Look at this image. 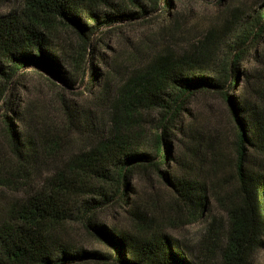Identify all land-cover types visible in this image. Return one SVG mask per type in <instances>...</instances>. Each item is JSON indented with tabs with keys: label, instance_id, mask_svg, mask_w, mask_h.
<instances>
[{
	"label": "trees",
	"instance_id": "16d2710c",
	"mask_svg": "<svg viewBox=\"0 0 264 264\" xmlns=\"http://www.w3.org/2000/svg\"><path fill=\"white\" fill-rule=\"evenodd\" d=\"M172 1L24 0L18 12L0 16V108L7 147L25 180L39 179L33 192L2 213L0 264H252L264 248V97H246L239 86L242 76L247 84L255 78V69H243V63L262 40L264 7L222 10L223 22L200 30L187 48L174 44L149 59L110 62L106 73L94 66L87 88L91 100L63 102L67 126L80 139L69 154L59 127L41 144L17 125L26 121L29 106L28 100L15 105L14 93L8 99L19 89L13 80L20 73L43 74L68 90L86 74L96 31L139 22L158 9L172 22ZM60 29L78 36L77 48L63 51L56 45ZM109 76L125 81L115 97L102 87ZM198 90L222 95L235 123L238 187L231 206L224 204L225 227L207 208L210 196L219 198L228 188L217 179L216 155L203 177L172 172L173 130L188 133L190 124H177ZM235 91L239 94L231 95ZM155 112L160 118L148 133L143 118ZM148 170L173 187L186 225L205 220L192 245L165 234L154 219L148 223L130 199L134 175ZM115 207L139 222L123 228L99 221L101 211ZM74 221L107 251L77 246L67 227Z\"/></svg>",
	"mask_w": 264,
	"mask_h": 264
},
{
	"label": "rangeland",
	"instance_id": "374dc122",
	"mask_svg": "<svg viewBox=\"0 0 264 264\" xmlns=\"http://www.w3.org/2000/svg\"><path fill=\"white\" fill-rule=\"evenodd\" d=\"M24 0H0V16L18 12ZM217 0L206 2L204 0H173L170 9L172 22L167 15L160 13L161 9L148 18L139 22H121L117 25L102 27L93 35L90 44V59L86 68V74L82 81L77 78L75 86L64 90L56 87L43 74L28 71V74L20 73L13 80V85L19 83V89L8 94V99L14 93L15 105L20 100H28L25 118L22 124H17L25 133L33 135L42 144L51 134V131L61 130L64 153L69 154L79 145L80 139L75 129L67 126L62 112L63 102L67 104L77 103L84 105L91 98L87 88L90 83L92 68L109 71V64H127L130 59H149L158 51L166 47L179 46L187 48L189 42L194 40L196 34L205 29L211 23L221 24L223 18L219 13L229 8L261 9L264 0H219L222 6H218ZM261 11V10H260ZM177 22V23H176ZM56 45L63 51H72L79 45V39L73 32L60 29L56 33ZM182 44V45H180ZM229 44V43H228ZM230 45V44H229ZM228 45V46H229ZM258 54L259 59L255 58ZM106 62V63H105ZM112 65V64H111ZM243 69L251 71L255 69L254 80L249 84L244 76L241 77L239 86L246 97L252 99L264 97V33L257 48L252 50L250 56L243 63ZM102 81V79H100ZM125 84L119 76H109L105 82L106 96L115 97ZM17 85V84H16ZM101 89V88H99ZM239 92H231V95ZM91 100V99H90ZM187 111L178 128L190 124L188 133L173 130L174 140L172 155V172L175 174H191L195 177H203L210 171V158L214 157L221 166L217 179L221 180L222 187L227 186L226 192H221L220 197H211L208 204L209 214L217 217V221L224 227L227 217L224 204L231 206L236 197L238 187L236 178V134L235 123L231 114V108L220 94L198 90L186 105ZM102 111V110H101ZM11 115V113H9ZM4 110L0 108V219L2 213L11 203L23 199L39 186V179L25 180V172L16 167L14 158L7 147L5 126L3 124ZM159 113H150L143 119L147 125V132H152V127L159 119ZM187 131V129H186ZM206 159V161H202ZM166 169V168H165ZM168 171V169H166ZM45 171V170H44ZM130 199L140 207V212L145 220L154 219L164 233L192 245L195 232L201 228L205 220L195 224L186 225V218L176 206L177 195L171 185L163 180L155 171H141L134 175L131 182ZM137 219L133 218L126 209L119 207L109 208L99 213V221L105 225H117L123 228L135 226ZM147 223V222H146ZM154 226V225H153ZM70 238L79 247L88 251H107L106 245L91 236L81 222H71L67 225ZM264 240V238H263ZM94 264V263H90ZM252 264H264V248L257 250L252 257Z\"/></svg>",
	"mask_w": 264,
	"mask_h": 264
}]
</instances>
